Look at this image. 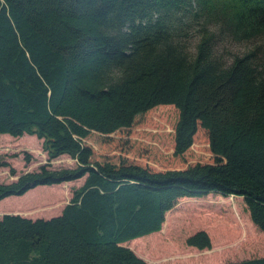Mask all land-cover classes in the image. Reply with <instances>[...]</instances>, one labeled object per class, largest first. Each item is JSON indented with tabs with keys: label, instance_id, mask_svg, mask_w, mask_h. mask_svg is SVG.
Masks as SVG:
<instances>
[{
	"label": "trees",
	"instance_id": "16d2710c",
	"mask_svg": "<svg viewBox=\"0 0 264 264\" xmlns=\"http://www.w3.org/2000/svg\"><path fill=\"white\" fill-rule=\"evenodd\" d=\"M163 108L176 112L170 159L203 136L210 163L153 170L88 143ZM1 135L33 136L47 161L74 166L41 165L0 200L82 182L57 216H0V264H147L122 244L210 193L240 197L264 235V0H0ZM184 244L210 248L204 231Z\"/></svg>",
	"mask_w": 264,
	"mask_h": 264
},
{
	"label": "rangeland",
	"instance_id": "374dc122",
	"mask_svg": "<svg viewBox=\"0 0 264 264\" xmlns=\"http://www.w3.org/2000/svg\"><path fill=\"white\" fill-rule=\"evenodd\" d=\"M240 48L233 46L230 51L237 52ZM175 120L176 112L172 108L151 111L132 129L109 135V144L100 147L88 143L99 157L122 155L153 170L210 163L212 158L203 136L196 138L182 161L170 159ZM0 163L5 164L0 167V185L15 182L20 175L35 172L44 164L50 169L74 166L66 156L47 161L41 141L27 135L0 136ZM81 182L82 179L38 186L21 196L6 197L0 200V216L16 214L31 220L57 216ZM164 216L154 238L148 234L143 242L129 241L122 246L147 264H225L260 258L264 254V235L250 223L240 197L210 193L200 198H181ZM197 231H204L209 237V250L197 251L184 244L185 238Z\"/></svg>",
	"mask_w": 264,
	"mask_h": 264
},
{
	"label": "crops",
	"instance_id": "0c3cea01",
	"mask_svg": "<svg viewBox=\"0 0 264 264\" xmlns=\"http://www.w3.org/2000/svg\"><path fill=\"white\" fill-rule=\"evenodd\" d=\"M235 198V197H234ZM157 233V232H156ZM152 234H155V233H152ZM144 237V236H143ZM143 237H140V238H143ZM262 257H264V254L260 257V258H262ZM140 259H142V258H140ZM143 260V259H142ZM248 260V259H247ZM144 261V260H143ZM241 261H243V260H241Z\"/></svg>",
	"mask_w": 264,
	"mask_h": 264
}]
</instances>
